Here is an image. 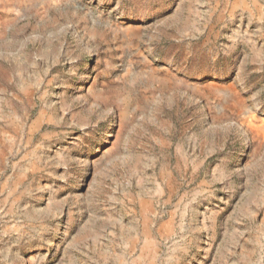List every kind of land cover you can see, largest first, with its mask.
Returning <instances> with one entry per match:
<instances>
[{
  "label": "rangeland",
  "instance_id": "rangeland-1",
  "mask_svg": "<svg viewBox=\"0 0 264 264\" xmlns=\"http://www.w3.org/2000/svg\"><path fill=\"white\" fill-rule=\"evenodd\" d=\"M0 264H264V0H0Z\"/></svg>",
  "mask_w": 264,
  "mask_h": 264
}]
</instances>
